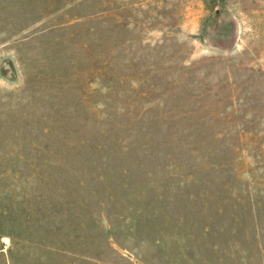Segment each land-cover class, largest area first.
I'll use <instances>...</instances> for the list:
<instances>
[{
    "label": "rangeland",
    "instance_id": "1",
    "mask_svg": "<svg viewBox=\"0 0 264 264\" xmlns=\"http://www.w3.org/2000/svg\"><path fill=\"white\" fill-rule=\"evenodd\" d=\"M0 264H264V0H0Z\"/></svg>",
    "mask_w": 264,
    "mask_h": 264
}]
</instances>
